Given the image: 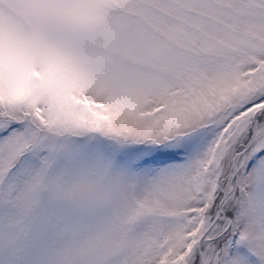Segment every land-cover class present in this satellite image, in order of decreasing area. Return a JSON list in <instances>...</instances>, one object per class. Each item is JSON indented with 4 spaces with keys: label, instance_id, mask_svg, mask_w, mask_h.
<instances>
[{
    "label": "snow or ice",
    "instance_id": "snow-or-ice-1",
    "mask_svg": "<svg viewBox=\"0 0 264 264\" xmlns=\"http://www.w3.org/2000/svg\"><path fill=\"white\" fill-rule=\"evenodd\" d=\"M0 264H264V0H0Z\"/></svg>",
    "mask_w": 264,
    "mask_h": 264
}]
</instances>
